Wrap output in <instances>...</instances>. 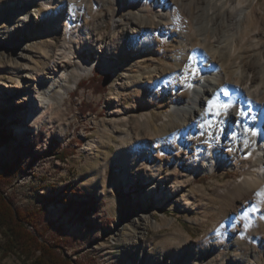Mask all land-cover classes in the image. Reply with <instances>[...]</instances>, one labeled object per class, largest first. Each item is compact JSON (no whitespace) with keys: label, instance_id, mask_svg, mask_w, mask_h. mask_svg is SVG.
<instances>
[{"label":"rangeland","instance_id":"rangeland-1","mask_svg":"<svg viewBox=\"0 0 264 264\" xmlns=\"http://www.w3.org/2000/svg\"><path fill=\"white\" fill-rule=\"evenodd\" d=\"M94 1L32 0L26 4L22 0H0V127L12 129L14 134L13 139L0 143V169L4 165L13 168L11 181L3 184L5 194L14 206L36 209L45 238L63 244L59 251L82 264H264V250L255 240H246L243 248L235 244L237 234L245 239L237 231L243 226L241 221L224 227L227 219L245 215L248 206L242 205L250 200L243 202L234 192L244 177L259 175L256 155L253 151L240 158L225 155L210 172L197 173L189 157L199 163L206 155L203 150L217 144L215 133H191V139L183 143L186 148L178 143L182 138L174 141L177 135L164 140L183 128L171 130L179 121L171 111L175 96L172 100L167 97L179 88L176 82L172 86L173 79H167L159 93L155 85L145 81L147 75L163 68L178 69L170 58L172 53L182 50L189 56L194 47L203 45L200 38L216 47L229 33V18L220 17L211 22L206 37L197 34L191 14L202 11L205 0H182L189 9L181 11L173 28L189 34L185 38L159 35V51H147L141 45L144 33L125 34L119 42L128 45L124 70L103 71L97 56L98 44L90 39V46L80 53L90 60L92 69L65 91L62 105H54L52 121L45 119L35 127L28 122L23 106L13 104L16 91L27 83L25 76L43 71L54 58L62 33L69 27L75 29L69 21L66 29L62 19L65 13H71V4L88 6L90 14L85 19L91 24L95 19L100 22L98 34L104 42L129 24L139 9L138 0L106 2L97 7ZM210 4L220 15L231 2L211 0ZM143 11L147 21H162L153 0L147 1ZM253 11L248 23L241 21L240 37L224 62L226 71L240 68L244 77L252 76L251 88L258 93L253 99L264 103V0H254ZM98 13L102 17L97 19ZM35 15L37 20L31 21ZM59 15L62 17L53 29L49 21ZM76 32H70L71 45L79 31ZM156 39L152 35L151 40ZM32 42L37 46H25ZM38 60L43 64L38 65ZM125 74L132 83L118 87ZM138 74L141 81L134 80ZM235 80V75L226 74L221 78L222 86ZM187 91L184 86L181 93ZM57 109L62 115L54 119ZM136 123L143 130L156 124L157 136L167 149L142 145V138H137L133 129ZM173 145L180 147L179 159ZM59 149L63 152L59 153ZM61 155L66 158L61 160ZM157 172L174 175L161 179ZM187 180L186 204L163 197L165 190ZM142 209L151 213L152 225L142 229L141 234V229L139 233L134 231L132 221ZM123 211L129 219L116 227ZM256 225L264 243V221ZM236 253L241 262L233 260ZM19 263L14 254L0 257V264Z\"/></svg>","mask_w":264,"mask_h":264},{"label":"bare ground","instance_id":"bare-ground-1","mask_svg":"<svg viewBox=\"0 0 264 264\" xmlns=\"http://www.w3.org/2000/svg\"><path fill=\"white\" fill-rule=\"evenodd\" d=\"M22 1L26 4H30L32 0ZM138 1L139 9L131 22L119 28V30L107 38L105 42L98 34L100 22L95 19L91 24V22L85 19L89 13L88 6L82 4L75 6L71 4L69 6L71 13H65L63 17L59 15L58 19H55L56 17L50 19L49 22L52 28L57 25L62 17L66 29L68 28V21L74 24L75 29L72 30V27H69L68 31L62 33L63 38L58 47H56L55 56L50 64L45 66L43 71L27 74L25 76L27 78V83L21 90L16 91V95L12 98L13 104L15 103L23 106L22 111L28 114L29 123L38 127L45 119H50V121H52L51 112L54 109V105H62L65 98V91L77 85L92 69L90 60H85L80 53V50L82 51L83 48L90 46V39L98 44L97 56L100 58V66L103 71H117L124 70V67L128 64L126 58L128 45L125 43L119 45V42L125 34L134 36L144 33L145 41L141 42V45L146 48L147 51L151 52L159 51L158 46L161 41L159 35H177L180 38L188 36L189 33L187 31H176L173 28L180 20L181 11L189 9L188 4H184L182 0H153L156 8L162 13V21L160 23H155L147 21L144 16L143 9L148 0ZM232 1L236 3L232 4ZM94 2H96L95 7L102 6V4L106 2L120 4L119 0H95ZM205 2L202 11L200 9V12L191 14L197 34L205 36L208 31H211V22H213L214 19L216 21V19L220 17L225 19L226 17L229 18V33H225L220 41L216 40L218 41L216 47L204 38H200L199 40L203 41V45L194 47L189 56L182 50L178 53H172L170 58L179 66L178 69L173 71L174 69L163 68L160 71L158 70V73L146 74L145 81L155 85L159 93L162 85H165L169 79H173L172 86L175 85L174 83L176 82L179 88V90L174 88L175 90L171 91L167 96L170 100L175 96V99L172 100L173 105L171 111L179 121V124L174 125L175 127L171 130L174 132V130L182 127H185V129L182 128L176 133H170L164 140H168V137L177 135L178 139L176 140L174 138V141L177 142L182 138L181 141L178 142L179 145H181L185 141L187 142V140L191 139V133L196 132L202 134L215 133L214 139L221 143V146L217 142L215 146L207 147L206 150H203L206 155H204L197 164L194 163L193 158L189 157L190 164L192 168H194V171L199 174L202 172H210L217 160L223 159L225 155L240 158L243 153L249 154L252 151L253 155H256L255 160L260 167L258 169L259 175H249V177H244L241 181L239 180L240 182L236 185L234 192L235 196L243 200V202L245 200H250L248 203L246 202L242 205L243 208L245 205L248 206L244 210L245 215L237 214L227 219L224 227L230 228L241 221L243 226L238 228L237 231H239L241 235H244L245 239H243L242 236L239 237L240 235L237 234L236 237H234L235 244L243 248L246 240L251 239L261 245L264 250V243L258 233L259 225H256L258 223L262 225L264 221V217H262V212H264V103L256 102L253 99L258 93H256L257 89H252V76L247 75V77H244L242 71L239 70L240 68H231L229 71H226L228 66L224 62L225 57L227 58L228 55H232L236 39L240 37V31L242 30L241 21L248 23L253 16L254 0H228L231 4L228 8H224L228 10L220 11V15H217L216 11L211 8V0H205ZM57 10H59V8ZM107 10V14H110L109 12L111 10ZM98 17H102V14L98 13L95 18L98 19ZM30 20L36 21L37 15L33 16V19L31 18ZM7 31L8 28L6 29V32ZM76 31L79 32L71 45L70 40L72 34L70 32L77 33ZM152 35H155L157 38L155 41L151 40ZM25 46L36 47L37 43H25ZM20 55L26 57L25 52H21ZM17 61L18 60H15V62ZM37 64H43L42 60H38ZM132 71L138 73V70ZM226 74L228 76L229 74L232 76L235 75V83L225 82L228 84L222 86L224 82L221 81V78ZM122 78L123 80L119 82L118 87H128L132 83L128 74H125ZM134 80L141 81L140 75L138 74L135 76ZM28 84L29 86H27ZM184 86H187L188 91L186 93H181ZM209 100L213 101L214 105L217 106L228 105V108L210 107L208 105ZM30 109L36 110V112L29 113ZM57 110L58 111L53 116L54 119L62 115V111L60 109ZM217 111L221 112V114L216 115ZM116 119L114 118L113 120L116 121ZM190 120L191 122L187 124ZM133 129L135 130L134 132L137 138H142L139 140L142 145L150 146L154 144L156 148L162 147V149L159 150L167 149V144L162 143V140L157 136L158 127L156 124L143 130L140 128V125L136 123ZM253 132L256 134L254 135ZM126 136H129V134ZM183 146L186 148L184 144ZM223 146L226 149H222ZM172 148L177 154V159H179L181 154L179 152L180 147L173 145ZM148 161L149 157H147V162ZM150 162L153 163L152 161ZM157 175L161 179H168L169 175L173 176L174 174H159V172H157ZM187 182L188 180L185 184L179 182L175 183L164 191L163 197L168 198V200L174 199L186 204L184 198L187 195L185 189ZM151 216L148 209H142L140 212L136 213L132 221V228L134 231L139 233V229H141L140 233L142 234V229L144 230L150 227V225H152ZM257 216H260L261 219L258 220ZM118 219L119 222L116 227L122 222H127L129 218L126 211L119 214ZM252 229H254L253 233L251 231ZM239 256L240 255L236 253L233 260H239V262H241L242 258ZM161 260L165 261L164 255H161ZM169 262L171 263V260H169Z\"/></svg>","mask_w":264,"mask_h":264},{"label":"trees","instance_id":"trees-1","mask_svg":"<svg viewBox=\"0 0 264 264\" xmlns=\"http://www.w3.org/2000/svg\"><path fill=\"white\" fill-rule=\"evenodd\" d=\"M13 138L12 129L0 127V143ZM59 158L64 160L66 156ZM12 172L13 168L6 165L0 169V257L14 254L19 264H82L59 251L63 244L45 238L36 209L13 205L3 189V184L11 181Z\"/></svg>","mask_w":264,"mask_h":264},{"label":"snow or ice","instance_id":"snow-or-ice-1","mask_svg":"<svg viewBox=\"0 0 264 264\" xmlns=\"http://www.w3.org/2000/svg\"><path fill=\"white\" fill-rule=\"evenodd\" d=\"M208 105L210 107H219V108H223V109H227L228 108V105H218V106L214 105L213 101H211V100L208 101ZM220 114H221V112H219V111L216 112V115H220ZM253 134L255 135L256 133L253 132Z\"/></svg>","mask_w":264,"mask_h":264}]
</instances>
